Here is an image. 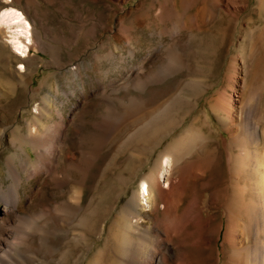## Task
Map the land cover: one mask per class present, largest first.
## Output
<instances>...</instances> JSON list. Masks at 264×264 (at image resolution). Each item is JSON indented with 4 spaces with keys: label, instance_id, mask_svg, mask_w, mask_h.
<instances>
[{
    "label": "rangeland",
    "instance_id": "374dc122",
    "mask_svg": "<svg viewBox=\"0 0 264 264\" xmlns=\"http://www.w3.org/2000/svg\"><path fill=\"white\" fill-rule=\"evenodd\" d=\"M8 6L30 23L32 43L20 58L0 30V122L37 118L41 129L52 125L43 146L21 153L37 171L22 182L21 211L41 214L39 225L47 232V242L36 233L27 239L20 249L25 258L120 264L116 235L123 206L160 156L190 133L203 140L190 154L199 153L198 167L209 157L211 170L197 167L201 178L185 181L177 214L194 189L202 217L214 215L222 225L216 245L219 263L226 262V206L245 227L253 216L249 210L247 220L238 211L231 149L236 155L244 147L251 179L264 161V0H0V10ZM221 94L229 99L232 119L218 106ZM9 131L0 137L2 202L11 183ZM43 147L54 149L55 157L39 158ZM82 185V210L66 217L51 209L74 202ZM244 187L257 193L253 182ZM159 209L146 215V227L163 219L161 203ZM200 258L195 263L215 264ZM170 259L166 264H176Z\"/></svg>",
    "mask_w": 264,
    "mask_h": 264
},
{
    "label": "bare ground",
    "instance_id": "6f19581e",
    "mask_svg": "<svg viewBox=\"0 0 264 264\" xmlns=\"http://www.w3.org/2000/svg\"><path fill=\"white\" fill-rule=\"evenodd\" d=\"M1 1L8 4L11 0ZM0 13L4 14L0 18V30L5 34L3 37L5 43L15 55L25 58L32 43L30 23L19 10L12 6L1 9ZM17 13L22 15H17ZM18 69L22 70L23 66ZM218 106L221 111L229 116V119L233 118L229 99L224 94L219 96ZM42 127L43 129H41V122L37 118L25 122H0V137L6 134L5 130L11 129L8 132V137H10L12 147V152L7 156L5 162L6 174L11 183L9 182L8 193L6 192V201L0 200V264H23L24 262L49 264L36 262L37 260L34 261L30 258L26 259L27 257L25 258L20 252L27 239L34 233L40 234L47 242V232L39 225L41 214L26 215L23 213L25 211H21L24 198L20 191L23 180L29 182L31 178H36L37 175L33 164L23 161L21 153L25 151L27 146L35 149L43 146L41 145L42 138H44V134H50L51 129L46 125ZM201 142H203L201 137L195 134L187 133L180 137L173 142L169 152L160 156L156 167L148 175L139 179L132 197L122 208V222L117 225L116 241L117 251L121 257L119 258L121 259L120 264H166L170 258H176L177 262L174 260L176 264H197L194 261L196 256L205 261L213 259L215 264H220L219 262L222 261L219 256L221 251L216 245L222 225L220 222L215 223L217 218L214 215L208 214L205 218L202 217L203 212L197 204L194 189L191 191L192 195L188 205L181 214H177L180 198L184 195L185 185L196 178H201L197 170L204 168L206 171L211 167L209 166L211 164L209 157L203 160L202 165L204 167H198L201 165L198 162L201 161L199 153L192 155L189 152L193 144H201ZM49 143L51 144V141ZM45 144L44 146H46ZM55 152L54 149L43 147V149L40 148L38 156L49 160L55 157ZM232 153L231 149L229 159L235 161L237 167L232 176L231 181L233 182L230 184L233 183L235 197L238 196L239 210H237L244 213H249L250 210L253 212V218H249L245 227L239 222V217L234 215L232 206H226L227 224L222 236V246H227L231 255L226 262H221V264H264V161L258 162L262 171L256 169L257 176L251 179L244 169L247 156L244 147L242 146L236 155ZM39 160L43 163L45 161ZM171 165L172 169H168ZM197 167L199 169H196ZM175 172L179 173L177 178L174 177ZM165 173L168 174L165 175ZM162 180L167 183L168 190L164 188ZM247 182H253L257 190L256 194L249 192L244 187ZM241 183H244L243 186ZM73 199L75 201L66 204L65 207L58 206V208L53 207L51 209L55 213L64 214L66 217L71 215L72 210H82L84 202L83 185L78 189L77 195ZM160 203L163 205V219L154 226L146 227L144 218L151 212L160 210ZM247 213L248 220L249 214ZM86 221L84 218L79 224L78 234L82 242L86 240L84 230ZM190 225L191 229L183 231ZM159 227H161L162 232H160ZM172 240H176V245L173 248ZM198 259L196 260L198 261ZM171 262L173 263V261ZM95 263L96 261L93 264Z\"/></svg>",
    "mask_w": 264,
    "mask_h": 264
},
{
    "label": "snow or ice",
    "instance_id": "6c2138e0",
    "mask_svg": "<svg viewBox=\"0 0 264 264\" xmlns=\"http://www.w3.org/2000/svg\"><path fill=\"white\" fill-rule=\"evenodd\" d=\"M3 15H4L3 13H0V18H2ZM17 15H22V14L17 13Z\"/></svg>",
    "mask_w": 264,
    "mask_h": 264
}]
</instances>
